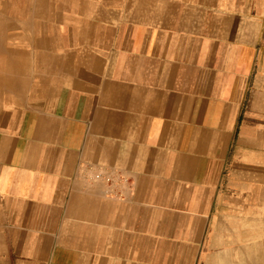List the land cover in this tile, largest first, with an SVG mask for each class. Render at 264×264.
<instances>
[{
	"label": "crops",
	"instance_id": "crops-1",
	"mask_svg": "<svg viewBox=\"0 0 264 264\" xmlns=\"http://www.w3.org/2000/svg\"><path fill=\"white\" fill-rule=\"evenodd\" d=\"M31 2L0 38V264H208L264 206V0Z\"/></svg>",
	"mask_w": 264,
	"mask_h": 264
},
{
	"label": "rangeland",
	"instance_id": "rangeland-1",
	"mask_svg": "<svg viewBox=\"0 0 264 264\" xmlns=\"http://www.w3.org/2000/svg\"><path fill=\"white\" fill-rule=\"evenodd\" d=\"M31 1L32 6H35V10L30 9V13L34 16L33 18L45 17V22L47 24L48 18L50 17V11L45 15V13L37 10L39 5L37 0ZM48 2H50L53 6L58 4V7H61V10H58L60 15L61 12H63V7L68 8V6H71L72 8V6H75L76 0H48ZM13 4L14 10L16 11L23 5H20L18 0H14L12 5ZM40 22V28L35 29L30 34L32 39L35 36L40 37L44 32L43 20L41 19ZM46 26L49 28V24ZM28 41L30 40H24L22 44H26ZM16 45H19V43ZM24 48L29 49L30 46H25ZM256 226L257 231L254 230ZM212 245V252L207 259L208 264H226L228 262L233 263L235 261H252L255 264H264V206L259 207V220L257 223H254V221L246 222L245 220L236 223L220 222L212 239ZM254 250L255 252L252 253ZM241 251H243V253H241Z\"/></svg>",
	"mask_w": 264,
	"mask_h": 264
},
{
	"label": "bare ground",
	"instance_id": "bare-ground-1",
	"mask_svg": "<svg viewBox=\"0 0 264 264\" xmlns=\"http://www.w3.org/2000/svg\"><path fill=\"white\" fill-rule=\"evenodd\" d=\"M14 0H0V38H2L1 34L4 32L5 29H11L13 28L11 26V17L13 15L17 16V12L21 11L20 8L22 9V11H25V8L27 6V1L28 0H18L20 5H22V7H20L17 11L14 10V4L12 5ZM37 2L39 3V5H43L42 0H37ZM30 3V2H29ZM31 5V4H30ZM41 5V6H42ZM58 5V4H57ZM47 6V5H46ZM44 7V5H43ZM39 11H41V9H39ZM44 11V10H43ZM42 12V11H41ZM32 15V14H31ZM42 17V16H41ZM31 19V18H30ZM29 19V20H30ZM17 26V25H16ZM7 29V30H8ZM22 32V31H21ZM5 33V32H4ZM3 33V35H4ZM4 37V36H3ZM21 37V36H20ZM24 39V38H22ZM4 43V42H3ZM4 51V48H2ZM1 50V48H0ZM17 51V50H16ZM5 52H6V48H5ZM18 52V51H17ZM7 56V55H6ZM10 56V55H9ZM12 56V55H11ZM13 57V56H12ZM15 57V56H14ZM10 59V57H9ZM13 59V58H11ZM8 61V60H7ZM4 69V68H3ZM256 183V182H255Z\"/></svg>",
	"mask_w": 264,
	"mask_h": 264
},
{
	"label": "built area",
	"instance_id": "built-area-1",
	"mask_svg": "<svg viewBox=\"0 0 264 264\" xmlns=\"http://www.w3.org/2000/svg\"><path fill=\"white\" fill-rule=\"evenodd\" d=\"M92 176L95 181L103 182L108 187V194H112V186L115 183V177H113V175L110 173L95 172ZM120 180L125 184L129 183V180L126 177H120Z\"/></svg>",
	"mask_w": 264,
	"mask_h": 264
}]
</instances>
